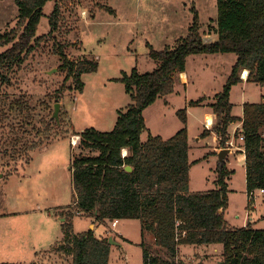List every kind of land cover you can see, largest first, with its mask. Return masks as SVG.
<instances>
[{"label":"rangeland","instance_id":"rangeland-1","mask_svg":"<svg viewBox=\"0 0 264 264\" xmlns=\"http://www.w3.org/2000/svg\"><path fill=\"white\" fill-rule=\"evenodd\" d=\"M55 2L59 4L61 14L60 28L53 33L54 38L48 34L47 22V16L54 8L52 0L43 5V15L38 23L37 35L45 34L44 39L26 55L20 66L9 70L10 82L0 91V97L7 99V104L12 99L25 101L29 116L40 130L36 133L35 127L28 126L27 147L22 145L18 152L11 146H4L0 140V264H24L32 260L37 264H72L68 249L61 248L65 246L62 245L65 244L62 223L71 224L74 234L91 228L96 236L111 237L116 244L111 243L108 264H143L142 238L150 245L154 240L151 232L141 230L137 219L124 218L116 225L113 221L95 222L89 215L73 214L66 218L61 215L73 208L68 167L72 154L80 152L76 146L80 139L77 133L86 127L99 131L113 127L117 111L124 110L131 102L119 80L121 73L130 72L132 68L141 73L154 70L158 61L148 57V46L171 48L179 38L186 37L194 12H197L199 31L204 34L205 41L216 39V35L206 38L208 33L212 34L210 25H216V1ZM17 12L14 0H0V32L16 26ZM60 48L70 61L79 62L84 58L98 61L94 72L81 75L84 81L81 91L76 90L74 79L66 75L67 68L62 67L63 60L56 53ZM3 49L5 47H0V51ZM235 59L236 55L231 52L190 54L184 70L189 79L183 81L185 87L176 82L173 94L156 98L142 111L147 129L141 134V140H146L148 134H159L162 138L174 135L182 126L175 111L186 108V130L189 142L194 144L190 158L196 160L189 170L192 191L217 186L220 144L217 141L218 148H211L207 157L202 156L207 147L195 137L200 135L205 113H210L207 103L214 101L215 94L222 89ZM240 74L242 80H246L243 71ZM263 93L264 86L252 81L233 85L230 89L232 113L242 115V104L260 102ZM200 97H205L200 104H188L191 99ZM56 102L59 103V127L52 115ZM46 133L48 138L51 137L49 141ZM40 140L43 143L31 150L32 142L40 143ZM230 140L232 146L241 144L238 138ZM124 152L127 154V150ZM26 154L30 157L27 165ZM228 163H224L231 170L225 179L228 185L225 220L229 225L244 226L250 221L256 227H264V193L257 189L249 199L244 165L232 155H229ZM177 258L184 264H220L223 256L221 245L216 243L180 245Z\"/></svg>","mask_w":264,"mask_h":264},{"label":"trees","instance_id":"trees-1","mask_svg":"<svg viewBox=\"0 0 264 264\" xmlns=\"http://www.w3.org/2000/svg\"><path fill=\"white\" fill-rule=\"evenodd\" d=\"M14 1L18 7L16 26L0 32V47H5L0 51V91L10 82L9 70L20 66L44 39L45 34L37 35L38 23L43 5L52 0ZM53 1L54 8L47 16L48 34L52 38L60 28L61 14L59 4ZM215 1L216 25H210L209 29L216 39L202 38L204 34L199 31L198 15L194 12L186 37L179 38L171 48L148 46V57L158 61L154 70L141 73L132 68L121 73L119 80L131 102L124 110L117 111L113 127L101 131L86 127L77 133L80 139L76 146L80 152L72 154L68 167L73 208L61 215L65 218L73 214L89 215L98 223L137 219L141 230L151 232L154 240L150 245L142 238L143 264H184L177 258L180 245L216 243L221 245L220 264H264V227H256L250 221L244 226L229 225L224 218L228 207L225 179L231 172L224 163H218L215 188L190 191L189 170L193 162L188 157L186 108L175 111L182 126L174 135L162 138L159 134H148L146 140H141V134L147 129L143 109L156 98L173 92L176 74L185 70L187 56L231 52L236 59L229 76L214 101L208 104L215 120L200 137L213 131L219 146L226 147L230 137L228 125L239 120L241 125L234 137H243L240 146L245 155L246 191L249 194L264 189V93L260 102L242 104L241 117L232 113L230 101V89L242 82L240 72L245 69L247 81L264 86V0ZM109 10L114 12L110 7ZM56 53L63 60L62 67L67 68L66 75L74 79L76 90L81 91L84 85L81 75L94 72L97 59L75 62L67 59L62 48L56 49ZM204 99H191L188 104L198 105ZM6 100L0 97V140L18 152L17 149L26 145L28 126L35 125L25 101L12 99L7 104ZM55 124L59 127L56 119ZM46 136L49 141L51 137L48 138V133ZM41 141L32 142L31 150L39 147ZM123 149L127 154H123ZM29 154H26V165ZM125 165L132 170H126ZM62 224L65 243L62 245L65 246L61 248L68 249L72 264H108L111 243L107 237L96 236L91 228L74 234L71 224ZM24 264L37 263L32 260Z\"/></svg>","mask_w":264,"mask_h":264},{"label":"crops","instance_id":"crops-1","mask_svg":"<svg viewBox=\"0 0 264 264\" xmlns=\"http://www.w3.org/2000/svg\"><path fill=\"white\" fill-rule=\"evenodd\" d=\"M210 35H215L213 32H212V34H207L206 35V38H208ZM204 38V40H205V37H203ZM246 70V69H245ZM244 70V71H245ZM244 71H243V73H244ZM179 75H180V77H179ZM247 77V76H246ZM180 78V79H179ZM189 79H188V77H186V75H185V73H184V71L183 72H179V73H177L176 74V78H175V83L176 82H180L181 84H183L184 85V87H185V85H186V83H184V82H187ZM184 81V82H183ZM245 82H247V80H242V82L241 83H245ZM176 91V89H175V86H174V90H173V92H175ZM173 92L171 93V94H173ZM263 100V99H262ZM264 101V100H263ZM210 103V102H209ZM209 103H207V109H209V111H210V113H205V120H204V122H203V124H202V127L200 128V130H199V132H198V134H201V129L202 130H204V129H209L210 128V126H211V124L213 123V121L215 120V114L213 113V111H212V109H211V106H209L208 104ZM242 114H243V112H242ZM238 116V115H237ZM242 115H239V117H241ZM210 120V121H209ZM240 125H241V122L238 120V121H234V122H231L229 125H228V129H229V132H230V137H229V140L230 139H235V137H234V132H235V130H237V129H239V127H240ZM195 139L198 141V142H203L204 143V146L205 147H207V152H205V155H202V156H206V155H208L207 153H208V151H209V149H211V150H214L215 148H218V147H216V142L218 141V136H217V134L215 133V132H210V135H208L207 137H204V138H201L200 137V135H198L197 137H195ZM234 141V140H233ZM188 144H189V154H188V157H189V160L191 161V162H195L196 160H195V158H193V159H191L190 158V154H191V151H192V148L191 147H193V145L194 144H191L190 142H189V138H188ZM231 150L229 151V153L226 155V157H225V159H224V163L226 164V163H228V160H229V155H232L233 157H235V158H237V160L238 161H240L241 163H242V165H244V159H245V155H244V150H243V148H242V146H233V147H229ZM221 149V147L220 148H218V151ZM123 150H125V149H123ZM126 153V152H125ZM213 156V155H212ZM207 157V156H206ZM218 162V161H217ZM230 163V162H229ZM229 163H228V165H229ZM218 164V163H217ZM192 167V166H191ZM244 167H245V165H244ZM189 189H191L190 187H189ZM191 192H194V191H192V190H190ZM116 223L118 224V221H116ZM254 223V222H253ZM116 224V225H117ZM255 225V224H254ZM217 249H219V247H217Z\"/></svg>","mask_w":264,"mask_h":264},{"label":"water","instance_id":"water-1","mask_svg":"<svg viewBox=\"0 0 264 264\" xmlns=\"http://www.w3.org/2000/svg\"><path fill=\"white\" fill-rule=\"evenodd\" d=\"M51 71H52V70H51ZM53 107H54V110H53L52 115H53V117L58 121V116H59V115H57V114H58V110H59V103L56 102V103L54 104ZM230 150H231L230 148H221V149L218 151V153H217V159H218V162H219L220 165H222V164L224 163V159H225L226 155L229 153ZM124 168H125L126 170H128V171H131V170H132V168H131L129 165H125ZM108 241H109L110 243H115V242L111 239V237H108ZM115 244H116V243H115Z\"/></svg>","mask_w":264,"mask_h":264},{"label":"built area","instance_id":"built-area-1","mask_svg":"<svg viewBox=\"0 0 264 264\" xmlns=\"http://www.w3.org/2000/svg\"><path fill=\"white\" fill-rule=\"evenodd\" d=\"M239 139L242 140L243 137L240 136ZM232 145H233V142L230 140V141L227 142V146H226V148H229V147L232 146ZM232 147H233V146H232ZM124 151H125V150H123V154H126ZM258 190H259L261 193H264V189H258ZM248 198H249V199H252V198H253V192H251V193L248 194ZM113 223L117 224V223H116V220L113 221Z\"/></svg>","mask_w":264,"mask_h":264},{"label":"bare ground","instance_id":"bare-ground-1","mask_svg":"<svg viewBox=\"0 0 264 264\" xmlns=\"http://www.w3.org/2000/svg\"><path fill=\"white\" fill-rule=\"evenodd\" d=\"M246 76H247V70L244 71L243 78H245Z\"/></svg>","mask_w":264,"mask_h":264}]
</instances>
